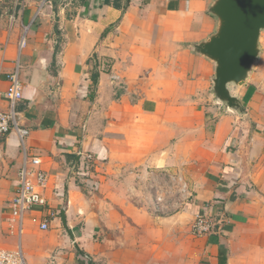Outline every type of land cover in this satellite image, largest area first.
Here are the masks:
<instances>
[{"label":"crops","instance_id":"crops-1","mask_svg":"<svg viewBox=\"0 0 264 264\" xmlns=\"http://www.w3.org/2000/svg\"><path fill=\"white\" fill-rule=\"evenodd\" d=\"M213 1L0 0V109L19 61L30 129L0 135V247L20 244L27 264H264V32L233 93L245 113L225 110L193 47L216 30ZM25 156L48 175L47 205L18 235ZM150 172L187 185L180 210H153ZM196 215L216 229L195 235Z\"/></svg>","mask_w":264,"mask_h":264},{"label":"built area","instance_id":"built-area-1","mask_svg":"<svg viewBox=\"0 0 264 264\" xmlns=\"http://www.w3.org/2000/svg\"><path fill=\"white\" fill-rule=\"evenodd\" d=\"M24 43L25 37L20 47ZM20 70L21 65L18 61L15 69L7 75L9 86L6 98L9 106L7 110L0 109V135L16 131L23 141L30 134V129L20 126L17 120V103L23 97ZM114 78L117 77L114 76ZM39 164L40 160L37 157H24V164L19 174V185L9 204L12 232H17L18 235L22 234L25 215L32 206L47 205L43 189L47 186L48 175L37 167ZM145 182V189L148 193L146 199L157 213L178 211L187 201V185L173 175L150 172ZM50 215L55 216L56 213L52 211ZM48 223L46 219L42 227L47 228ZM216 224L211 217L196 215L192 231L195 235L211 233L216 229ZM0 264H27L20 244L15 248L0 247Z\"/></svg>","mask_w":264,"mask_h":264},{"label":"water","instance_id":"water-1","mask_svg":"<svg viewBox=\"0 0 264 264\" xmlns=\"http://www.w3.org/2000/svg\"><path fill=\"white\" fill-rule=\"evenodd\" d=\"M209 12L217 19L216 30L195 43L194 51L214 65L211 88L214 99L225 110L243 114V103L233 93L247 83L260 59L264 0H214Z\"/></svg>","mask_w":264,"mask_h":264},{"label":"trees","instance_id":"trees-1","mask_svg":"<svg viewBox=\"0 0 264 264\" xmlns=\"http://www.w3.org/2000/svg\"><path fill=\"white\" fill-rule=\"evenodd\" d=\"M110 0H107V2H109ZM95 78V77H94ZM96 83V82H95Z\"/></svg>","mask_w":264,"mask_h":264}]
</instances>
